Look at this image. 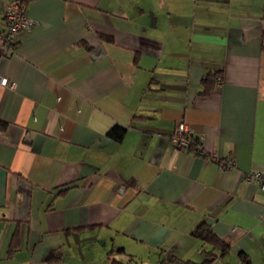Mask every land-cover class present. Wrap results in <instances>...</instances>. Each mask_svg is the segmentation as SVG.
Wrapping results in <instances>:
<instances>
[{
  "label": "crops",
  "instance_id": "crops-1",
  "mask_svg": "<svg viewBox=\"0 0 264 264\" xmlns=\"http://www.w3.org/2000/svg\"><path fill=\"white\" fill-rule=\"evenodd\" d=\"M26 13L34 25L0 56V264L201 261L203 221L230 243L213 264H264V192L246 178L264 172V0H28ZM181 121L202 154L171 140Z\"/></svg>",
  "mask_w": 264,
  "mask_h": 264
},
{
  "label": "built area",
  "instance_id": "built-area-1",
  "mask_svg": "<svg viewBox=\"0 0 264 264\" xmlns=\"http://www.w3.org/2000/svg\"><path fill=\"white\" fill-rule=\"evenodd\" d=\"M34 23V20L26 13V3L23 0H0V56L13 54L17 47V34L31 28ZM0 83L6 85L7 78L0 75ZM171 140L177 148L200 154L204 152L201 137L194 135L192 129L183 121L176 124ZM211 157L216 160L221 170L230 169L235 164L232 157L221 159L215 155ZM246 178L257 183L260 190L264 192V172L256 171L247 175Z\"/></svg>",
  "mask_w": 264,
  "mask_h": 264
},
{
  "label": "trees",
  "instance_id": "trees-1",
  "mask_svg": "<svg viewBox=\"0 0 264 264\" xmlns=\"http://www.w3.org/2000/svg\"><path fill=\"white\" fill-rule=\"evenodd\" d=\"M25 3H27L28 0H23ZM100 39L106 42H112L113 37L109 35H99ZM136 61V60H135ZM215 79L214 73H208L207 76L203 80V89L200 92L201 94H207L213 87ZM0 126H5V122H1ZM127 126L121 125V124H114L107 132L108 136L112 137L115 140H121L126 132ZM70 186H64L61 189L58 190V193H64ZM192 234L196 236L197 238L201 239L205 243L209 244L211 246L210 250L203 252V258L201 261H194L189 259H178L171 256L164 257L161 262L163 264H213L215 257L217 256V250L220 254H225L228 252L230 248L229 241L225 239H221L218 237L214 231L212 230L211 226L203 221L199 223V225L192 231ZM122 249V247H120ZM116 264V263H115ZM117 264H121L120 262Z\"/></svg>",
  "mask_w": 264,
  "mask_h": 264
},
{
  "label": "rangeland",
  "instance_id": "rangeland-1",
  "mask_svg": "<svg viewBox=\"0 0 264 264\" xmlns=\"http://www.w3.org/2000/svg\"><path fill=\"white\" fill-rule=\"evenodd\" d=\"M225 264V263H224Z\"/></svg>",
  "mask_w": 264,
  "mask_h": 264
}]
</instances>
